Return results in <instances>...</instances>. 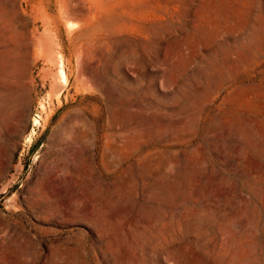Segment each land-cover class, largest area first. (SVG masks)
I'll list each match as a JSON object with an SVG mask.
<instances>
[{
    "label": "rangeland",
    "instance_id": "374dc122",
    "mask_svg": "<svg viewBox=\"0 0 264 264\" xmlns=\"http://www.w3.org/2000/svg\"><path fill=\"white\" fill-rule=\"evenodd\" d=\"M0 41V264H264V0H0Z\"/></svg>",
    "mask_w": 264,
    "mask_h": 264
},
{
    "label": "bare ground",
    "instance_id": "6f19581e",
    "mask_svg": "<svg viewBox=\"0 0 264 264\" xmlns=\"http://www.w3.org/2000/svg\"><path fill=\"white\" fill-rule=\"evenodd\" d=\"M4 44L2 41H0V48L4 47ZM0 58H3L6 60V62L9 60L6 54V49H0ZM62 63V62H61ZM60 64V63H59ZM5 66V65H4ZM61 70V75L65 79L66 78V70L62 66L60 68ZM64 81V80H63ZM6 86H0V124L3 121H6L8 116L11 113V109L21 106L23 107V110H25V104H26V97L24 94H19V93H13L11 95H8L7 93V87ZM23 87V86H22ZM22 117L21 114L18 115V120H20ZM36 117V116H35ZM36 122H38V119L35 118ZM4 129L0 125V138L5 134ZM9 135V134H8ZM7 156V155H5ZM4 162V161H3ZM67 164V163H66ZM70 166V165H69ZM68 166V167H69ZM72 168V167H71ZM73 169V168H72ZM70 170V169H69ZM75 172V171H74ZM50 177V176H49ZM50 193V192H48Z\"/></svg>",
    "mask_w": 264,
    "mask_h": 264
}]
</instances>
